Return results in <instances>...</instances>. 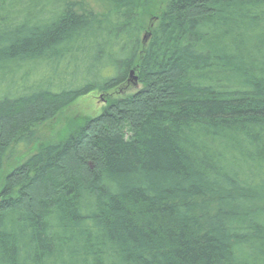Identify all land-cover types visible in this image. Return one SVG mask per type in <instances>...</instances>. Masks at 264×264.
I'll return each instance as SVG.
<instances>
[{
  "label": "trees",
  "instance_id": "16d2710c",
  "mask_svg": "<svg viewBox=\"0 0 264 264\" xmlns=\"http://www.w3.org/2000/svg\"><path fill=\"white\" fill-rule=\"evenodd\" d=\"M108 1L0 0V171L138 85L4 175L0 264H264V0Z\"/></svg>",
  "mask_w": 264,
  "mask_h": 264
},
{
  "label": "rangeland",
  "instance_id": "374dc122",
  "mask_svg": "<svg viewBox=\"0 0 264 264\" xmlns=\"http://www.w3.org/2000/svg\"><path fill=\"white\" fill-rule=\"evenodd\" d=\"M165 1L152 0V4L160 8L164 5ZM77 3L97 13L107 12L111 9V3L108 0H77ZM145 21L146 23L152 22L149 18H145ZM134 82L132 80L131 83L129 82L125 86L118 87L110 92L93 91L79 97L71 105L58 113L54 119L39 125L26 146L19 144L12 145L0 171V184L4 175L12 167L21 162L29 152L36 150L42 143L52 142L62 138L76 122L82 121L85 117L96 115L109 99L133 92L138 87Z\"/></svg>",
  "mask_w": 264,
  "mask_h": 264
},
{
  "label": "water",
  "instance_id": "95a60500",
  "mask_svg": "<svg viewBox=\"0 0 264 264\" xmlns=\"http://www.w3.org/2000/svg\"><path fill=\"white\" fill-rule=\"evenodd\" d=\"M132 74H133V71L131 70L130 73H129V75L132 76ZM133 80L136 81V78L133 77ZM134 84H135V82H134Z\"/></svg>",
  "mask_w": 264,
  "mask_h": 264
}]
</instances>
